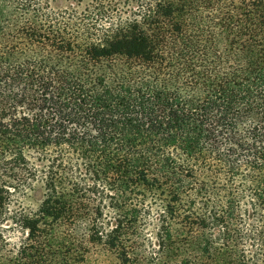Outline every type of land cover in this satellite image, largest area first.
<instances>
[{
  "label": "trees",
  "instance_id": "obj_1",
  "mask_svg": "<svg viewBox=\"0 0 264 264\" xmlns=\"http://www.w3.org/2000/svg\"><path fill=\"white\" fill-rule=\"evenodd\" d=\"M103 208L124 263L155 211L168 264H264V0H0V264H67Z\"/></svg>",
  "mask_w": 264,
  "mask_h": 264
},
{
  "label": "rangeland",
  "instance_id": "obj_2",
  "mask_svg": "<svg viewBox=\"0 0 264 264\" xmlns=\"http://www.w3.org/2000/svg\"><path fill=\"white\" fill-rule=\"evenodd\" d=\"M51 3L59 6L66 5H74L77 2H81V4H87L91 0H49ZM36 188L32 191H28L24 194H20L19 196L14 195L12 200L11 209L13 211H23V212H32L37 209V205L42 198V189L39 187V183ZM84 212V213H83ZM86 214V215H85ZM115 213L108 208H103L101 211H98L95 214L91 212H80L81 219L80 223L74 222H66L61 223L58 228L62 232H70L74 231L77 233V239L75 238H66L64 236L56 237L53 240L56 242L73 245H81L84 249L80 254L78 253L74 258L70 259L67 264H168V251L166 255H162L158 257L154 252L157 250V242L155 239V223H156V212L151 211L144 214V225L139 224L140 229L138 243L142 244L140 248L134 252L130 253V260L127 262H122L118 256V248H110L103 244V241L100 240H88L87 235V227L92 224L91 221L96 217L97 221L106 223L105 227L109 229L113 226ZM90 227V226H89ZM11 235L12 241L18 240L21 234L14 230L8 231ZM60 233V232H59ZM85 234L84 238L79 241V236ZM64 237V238H63ZM65 239V241H64Z\"/></svg>",
  "mask_w": 264,
  "mask_h": 264
}]
</instances>
